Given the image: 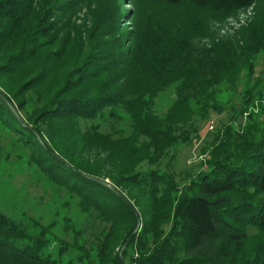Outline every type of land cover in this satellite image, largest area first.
I'll list each match as a JSON object with an SVG mask.
<instances>
[{"label": "trees", "instance_id": "16d2710c", "mask_svg": "<svg viewBox=\"0 0 264 264\" xmlns=\"http://www.w3.org/2000/svg\"><path fill=\"white\" fill-rule=\"evenodd\" d=\"M261 56L264 0H0L2 131L76 203L49 221L0 207V264H122L139 218L125 264H264ZM239 83L180 176L181 146Z\"/></svg>", "mask_w": 264, "mask_h": 264}, {"label": "rangeland", "instance_id": "374dc122", "mask_svg": "<svg viewBox=\"0 0 264 264\" xmlns=\"http://www.w3.org/2000/svg\"><path fill=\"white\" fill-rule=\"evenodd\" d=\"M95 2L96 0H94V5ZM124 7L131 9L130 1H127ZM249 12L251 13L250 10ZM240 17L241 21L247 19V15L244 13H241ZM230 23L235 24L233 19L230 20ZM262 59L263 57L261 56L257 60L258 75L264 70ZM242 85V83H239L238 88L230 96V100L222 103L223 112L212 110L207 121L198 123L200 127L203 126V129L200 130V136L192 143L181 146L176 164V169L180 176L191 169L192 166H199L201 160L205 158V155L202 154L205 140L211 137L214 130L220 129L223 125L222 123L230 121L228 119L233 113L232 105H238L241 99L240 90ZM228 93H231V91H228ZM175 96L173 88L163 92L156 101L157 110L161 113L165 112L172 104ZM17 136L14 131L7 133L5 130L2 131V124H0V207L17 218L34 216L42 217L44 221H49L56 217L57 212L59 214L69 213L74 215V207H69V210L64 209V207L68 201L76 204L75 198L72 199L65 190L58 189L56 184L49 182L46 177H43V174L34 163L31 162L29 164L30 150L25 153L19 147L23 143L17 140ZM81 219L87 225L89 223L88 227L91 228L88 233L89 239H95L96 230L99 226L98 221L82 215Z\"/></svg>", "mask_w": 264, "mask_h": 264}, {"label": "water", "instance_id": "95a60500", "mask_svg": "<svg viewBox=\"0 0 264 264\" xmlns=\"http://www.w3.org/2000/svg\"><path fill=\"white\" fill-rule=\"evenodd\" d=\"M0 97L3 99V100H5L10 106H11V104H10V102H9V100L6 98V96L0 91ZM45 146V145H44ZM46 147V146H45ZM46 149H48V148H46ZM117 192L130 204V206L132 207V208H134L135 209V206L133 205V203L131 202V201H129L128 199H127V197L125 196V195H123L121 192H119L118 190H117ZM137 210V209H136ZM141 224H142V222H141V219L139 218V223H138V225H137V227H136V229L134 230V232L132 233V235L129 237V239L126 241V243L123 245V247H122V249H121V252H120V258H121V263L122 264H125V262H124V260H123V251L125 250V248L127 247V245L129 244V242L132 240V238L134 237V235L140 230V228H141Z\"/></svg>", "mask_w": 264, "mask_h": 264}]
</instances>
